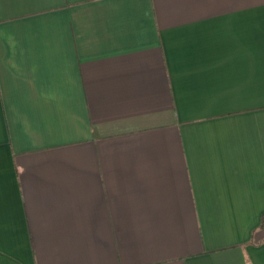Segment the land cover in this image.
Segmentation results:
<instances>
[{
	"label": "crops",
	"instance_id": "0c3cea01",
	"mask_svg": "<svg viewBox=\"0 0 264 264\" xmlns=\"http://www.w3.org/2000/svg\"><path fill=\"white\" fill-rule=\"evenodd\" d=\"M0 264H264V0H0Z\"/></svg>",
	"mask_w": 264,
	"mask_h": 264
}]
</instances>
